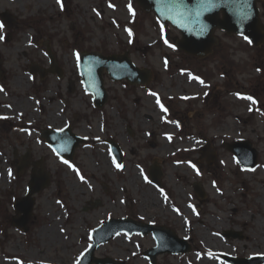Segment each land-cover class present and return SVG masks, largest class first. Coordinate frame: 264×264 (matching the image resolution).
Returning a JSON list of instances; mask_svg holds the SVG:
<instances>
[{
  "label": "rangeland",
  "instance_id": "obj_1",
  "mask_svg": "<svg viewBox=\"0 0 264 264\" xmlns=\"http://www.w3.org/2000/svg\"><path fill=\"white\" fill-rule=\"evenodd\" d=\"M259 7L264 23V2ZM6 11L17 21L12 28L1 20ZM0 25V264H76L95 227L127 217L173 229L192 247L185 255L164 254L157 264L264 256V45L218 31L209 57H191L176 46L179 32L165 30L134 0H0ZM81 51L128 53L151 70L152 82L131 86L104 72L110 98L98 109L81 84ZM49 54L62 76L49 73ZM221 56L230 63L219 65ZM32 64L46 77L30 75ZM67 126L87 142L66 164L41 134ZM108 140L123 151L122 167L113 163ZM237 141L257 151L254 170L245 171L228 150ZM204 146L214 152L213 165L201 160ZM26 154L43 160L51 175L35 197L27 233L12 221L31 178V167L16 173ZM153 166L163 172L160 190L149 178ZM49 228L57 233L54 243L43 238ZM155 245L152 235L120 234L96 257L150 264L144 252Z\"/></svg>",
  "mask_w": 264,
  "mask_h": 264
},
{
  "label": "water",
  "instance_id": "obj_2",
  "mask_svg": "<svg viewBox=\"0 0 264 264\" xmlns=\"http://www.w3.org/2000/svg\"><path fill=\"white\" fill-rule=\"evenodd\" d=\"M146 12H152L157 15L159 22L165 27L172 24L181 35L182 40L177 42V46L186 54L194 57L205 58L212 53L218 44V39L214 34L215 30H223L229 35L237 34L246 36L251 43L256 46L264 44V25L260 21V12L258 2L263 0H135ZM8 27H12L14 20L9 13L2 16ZM2 60L0 57V64ZM79 72L82 76V83L87 93L94 95V105L102 108L107 103L109 96L107 94L103 79V71L109 73L111 79L120 82L126 79L131 85H144L151 81L152 73L148 70H139L128 55L104 57L101 53H85L79 59ZM52 72L56 70L54 57H51ZM33 68L32 73H35ZM60 74V72H58ZM1 75V65H0ZM42 77L44 76L41 73ZM1 77V76H0ZM48 145L62 158L72 160L76 149L85 140L75 136L69 127L63 130H45L42 134ZM111 150L116 161L122 164L123 153L121 149L113 142H110ZM236 156L239 164L244 169H253L256 167L258 155L250 142H236L229 145ZM211 164L212 162L209 161ZM42 165L41 169L33 170L32 179L28 184V193L23 199L15 203V209L23 216L15 218V226L27 231L29 223L32 221L35 198L37 193L48 188L50 175L45 173V167L42 163L35 162L34 166ZM23 166L18 172L30 165L29 156H26ZM151 180L158 187H161V170L151 169ZM195 191L200 197H203V191L195 186ZM153 233L157 240V246L145 253V256L156 264V258L163 253L185 254L191 251V247L186 239L181 240L174 232L153 225L138 223L131 218L109 220L97 228L92 236L94 245H92L80 258V264H125L117 262L110 258L98 259L95 257V250L109 242L113 237L120 233L127 235H148ZM231 264H263L264 256L260 258L236 259L226 257Z\"/></svg>",
  "mask_w": 264,
  "mask_h": 264
},
{
  "label": "snow or ice",
  "instance_id": "obj_3",
  "mask_svg": "<svg viewBox=\"0 0 264 264\" xmlns=\"http://www.w3.org/2000/svg\"><path fill=\"white\" fill-rule=\"evenodd\" d=\"M207 2L209 3V4H211V0H207ZM57 3H61V0H57ZM61 6H63L62 4H61ZM110 7H111V5H109ZM129 11H131V8H129ZM3 27V25H0V28H2ZM3 37H0V39H2ZM244 39H246V40H248V38L245 36L244 37ZM248 42L249 43H251V40H248ZM165 43L166 44H168V41L167 40H165ZM168 47H173V45L172 44H168ZM78 59H79V57H78ZM257 71H259V69H257ZM201 83H203V81H201ZM3 89H0V91H2ZM153 95H155V93H153ZM241 98H243V99H248V100H251L252 101V103L254 104V103H256V101L252 98V97H241ZM157 103H159V100H157ZM161 107H163V106H161ZM251 110V109H250ZM0 118H2V117H0ZM238 163L240 162V161H237ZM64 163H68V161H64ZM113 163H115V160H113ZM116 166L119 168V167H122V165H119V164H116ZM69 167H72L70 164H69ZM194 167V166H193ZM252 170H254V169H252ZM197 174H199V173H197ZM81 179L83 180V177H81ZM77 264H80V262H79V260L77 261Z\"/></svg>",
  "mask_w": 264,
  "mask_h": 264
},
{
  "label": "bare ground",
  "instance_id": "obj_4",
  "mask_svg": "<svg viewBox=\"0 0 264 264\" xmlns=\"http://www.w3.org/2000/svg\"><path fill=\"white\" fill-rule=\"evenodd\" d=\"M21 80H22V78H21ZM20 80V81H21ZM151 114H152V111L150 112ZM144 199H145V201L147 202V204H149L150 203V201L152 200V196H151V194H146L145 195V197H144ZM56 232L54 231V229H52V228H49V229H44V231H43V238L44 239H49L50 241V243H54L53 241H54V239H55V236H56V234H55ZM215 240V239H214ZM215 242V241H214Z\"/></svg>",
  "mask_w": 264,
  "mask_h": 264
},
{
  "label": "trees",
  "instance_id": "obj_5",
  "mask_svg": "<svg viewBox=\"0 0 264 264\" xmlns=\"http://www.w3.org/2000/svg\"><path fill=\"white\" fill-rule=\"evenodd\" d=\"M223 55V54H222ZM221 65H226V62L228 63V58H226L225 56H221V59L219 60Z\"/></svg>",
  "mask_w": 264,
  "mask_h": 264
}]
</instances>
